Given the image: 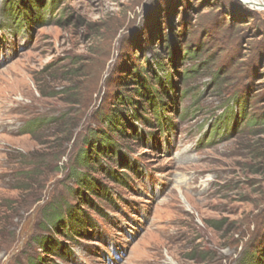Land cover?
Masks as SVG:
<instances>
[{
	"label": "rangeland",
	"instance_id": "1",
	"mask_svg": "<svg viewBox=\"0 0 264 264\" xmlns=\"http://www.w3.org/2000/svg\"><path fill=\"white\" fill-rule=\"evenodd\" d=\"M9 1L0 0V264L261 256L264 0H40L46 10L19 33L1 28L2 9L17 0ZM133 68L161 77L169 130L149 111L150 126L127 116L135 136L115 135L116 153L92 158L95 170L76 165L115 96L133 97ZM59 199L89 219L82 234L42 228L44 209ZM41 238L55 252L46 254Z\"/></svg>",
	"mask_w": 264,
	"mask_h": 264
},
{
	"label": "trees",
	"instance_id": "2",
	"mask_svg": "<svg viewBox=\"0 0 264 264\" xmlns=\"http://www.w3.org/2000/svg\"><path fill=\"white\" fill-rule=\"evenodd\" d=\"M8 2L13 6L11 1L8 0ZM42 4L44 5L45 3L40 2V0H17L16 3H14L15 9L10 6L8 9L6 3L5 7L2 9L1 16L3 19H7L9 23H3L1 27L2 30H5L7 28V25H12L15 32L19 33L21 31L20 27L25 29L26 27L30 26L34 20L38 21V14H40V12L44 13V11L46 10V6H43ZM186 50L187 51L184 55L187 59L192 60L197 57L196 51L192 52L191 50ZM156 67L161 69L162 65L158 63L156 64ZM148 70H150V67L148 68ZM147 72L148 71H145L143 73L142 69L135 70L133 68V70L128 73L126 79L129 78V76L136 79L132 80V78H130V81H127L128 83L132 82V84L129 85L137 86L132 90V93H134L132 95L133 97L126 98L121 94H117L115 96L116 103L114 104L116 105V107L106 113L100 114V118L98 121V130L91 133L90 139L92 138V140L87 139L85 141V146L87 149H82L80 151L79 155L76 158V165L85 168L88 167L89 169L92 168V170H95L94 167H92V162L97 163V160H95L96 158H98L99 160L101 159V157H108V154L110 153H116L117 147L113 139L115 135L127 137L126 130H133L132 135L135 136L137 133V127L131 124V122L126 118L127 116L130 117L131 121L138 120L139 123L143 121L145 124L150 126L152 124V121L144 119V115L149 111L148 113L152 116L154 122L158 126H160V132L162 134H165L169 130L168 125L170 124V122L163 114V111L168 107V103L165 100L164 94L155 89L156 84L157 86H159V80L161 79V77L157 76L156 73L149 77L146 75ZM125 83L126 80L123 79L121 81V85L127 86V84ZM125 102L133 107V109L135 110L134 113L132 112L133 114L129 113L124 107H122L123 103ZM242 106L243 108L245 107L244 101ZM139 110L142 113H139ZM249 122L251 126H256L260 121L257 120ZM211 131L212 129H210V132ZM91 155L93 157H91ZM92 158L95 159L93 160ZM120 166L124 165L120 164ZM70 174L73 178L77 179V181L80 182L81 185L84 184L86 186V190H88L89 192H97L96 195L101 192L100 189L98 191L96 190L95 186L97 185H94L90 181L91 179H88L87 175L78 173L75 168L70 171ZM114 180L117 179H115L114 177ZM118 180L119 182H121L122 176H119ZM85 198L86 197L80 194L78 190L75 192L76 202H82ZM43 218L42 228H47V230L51 229L52 231H55L57 234L65 238H68V236L71 234H82L85 228L90 227V221L86 216H84L83 213L79 214L76 208H70L69 206L65 205L60 199L59 201H55L52 204L48 205L44 209ZM37 241V244L45 250L46 254L55 252L53 251V247L50 242H48V239L41 238ZM57 254L64 255V253L61 251ZM256 254L257 256L252 253H247V255L240 260L239 264H264V250L262 251L261 256H259L258 253ZM29 264L41 263L36 259L31 260Z\"/></svg>",
	"mask_w": 264,
	"mask_h": 264
}]
</instances>
